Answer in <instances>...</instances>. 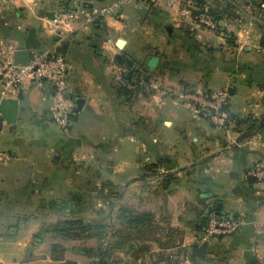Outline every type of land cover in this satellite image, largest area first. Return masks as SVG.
<instances>
[{
  "label": "crops",
  "instance_id": "0c3cea01",
  "mask_svg": "<svg viewBox=\"0 0 264 264\" xmlns=\"http://www.w3.org/2000/svg\"><path fill=\"white\" fill-rule=\"evenodd\" d=\"M113 1L0 0V42L23 48L30 28L53 48L68 41L72 110L76 98L83 101L62 134L48 117V83L25 80L11 98L18 101L16 122L2 119L0 129V151L13 156L0 167V264L84 262L79 241L62 236L73 212L56 200L71 194L74 179L90 174L123 187L170 179L168 219L159 222L152 211L144 233L119 234V264H264V188L247 175L264 161V27L255 25L264 20L263 6L262 14L235 15L230 0H196L218 21L216 31H207L183 18L178 5L131 3L63 39L42 38L59 10ZM157 76L158 92L147 85ZM183 89L226 90L230 115L243 123L217 127L163 93ZM150 166L158 173L147 171ZM211 208L241 225L207 243L199 258L194 243ZM102 236L107 242L110 233ZM180 248L182 254L175 252Z\"/></svg>",
  "mask_w": 264,
  "mask_h": 264
},
{
  "label": "built area",
  "instance_id": "2783aa9c",
  "mask_svg": "<svg viewBox=\"0 0 264 264\" xmlns=\"http://www.w3.org/2000/svg\"><path fill=\"white\" fill-rule=\"evenodd\" d=\"M131 3L145 4L158 8L162 5L180 7V15L188 18L200 28L216 31L218 21L200 9L192 0H114L106 6L80 4L71 9L59 10L44 26L42 38L57 37L59 40L76 30H84L97 21L114 16L125 5ZM16 43L0 42V101L14 98L25 80L35 86L48 83L51 88L52 102L49 109V120L62 134H68L72 126L73 100L69 89V65L66 58L49 47L43 50L31 49L25 66L14 63L13 55L21 50ZM147 85L153 91L162 90L157 79L150 80ZM180 105L190 110L194 116L208 120L213 125L226 128L233 121L228 111L229 94L226 90L202 92L193 89L180 91H163ZM3 120L0 114V129ZM13 156L0 151V167L8 165ZM253 183L264 188V161L256 163L247 173ZM241 223L232 214L218 213L209 209L204 214V222L195 242L198 246L212 240L228 237L235 233Z\"/></svg>",
  "mask_w": 264,
  "mask_h": 264
},
{
  "label": "rangeland",
  "instance_id": "374dc122",
  "mask_svg": "<svg viewBox=\"0 0 264 264\" xmlns=\"http://www.w3.org/2000/svg\"><path fill=\"white\" fill-rule=\"evenodd\" d=\"M258 1L230 0L232 3L230 6L233 9L232 13L236 15L234 12L238 10L240 15L247 12L262 14L257 5ZM232 13L226 11L224 14ZM249 16L251 17V15ZM261 21L263 23H255L257 28L260 26L264 27V20ZM245 22L241 20L239 24H245ZM48 41L50 42V39H44L42 47L39 50L51 47ZM156 79L160 84L163 82L159 76ZM157 171L153 170L151 173L156 174L158 173ZM90 176V178L74 179V188L71 194H64L56 200V207H59V209L70 207L69 209L73 212V214L71 213L66 216L68 220H65V222L73 221L81 223L79 224V228H74L72 231L63 229L64 233H62V236L78 240V245L83 247L82 250L86 260L84 259V262H80L79 264H119L114 254L119 234L123 236L127 235L126 237L132 233L137 235L136 231L128 225V221L124 218L123 214H126L127 211L128 214L137 217L140 215H151L152 211H154L156 214L155 220L160 222L168 219V215H165L163 211L167 207L168 196L170 194V191H168L170 179L154 176L147 181H136V183L133 181L134 185L131 187H123L115 184L114 181L104 180L102 182L92 174ZM104 185H106V190L103 189ZM115 207L120 208L115 211ZM87 227H90V229ZM105 231L110 233L107 242H105L104 236H102ZM163 234L167 235L165 232ZM89 237L91 238L90 242L87 241L90 240L88 239ZM194 245L195 247L198 246L196 242ZM103 251H105V254ZM175 252H181L182 254V248L176 249Z\"/></svg>",
  "mask_w": 264,
  "mask_h": 264
},
{
  "label": "water",
  "instance_id": "95a60500",
  "mask_svg": "<svg viewBox=\"0 0 264 264\" xmlns=\"http://www.w3.org/2000/svg\"><path fill=\"white\" fill-rule=\"evenodd\" d=\"M147 12L146 8H142L140 10V16L142 17ZM53 18L51 15L50 19ZM169 32L170 29L167 28ZM57 40V39H56ZM68 41H62L55 47V52L65 57ZM42 47L41 40L37 37V31L34 28H30L27 32V35L23 42V48L18 50L13 55L14 63L18 66H25L28 62V58L30 55L31 49H39ZM83 101L79 98H76L75 108L72 110L73 113H77L82 108ZM18 110V101L15 99H6L0 101V114L3 120H5L8 124L13 125L16 122ZM206 250V244H202L196 248L195 253L199 258H204Z\"/></svg>",
  "mask_w": 264,
  "mask_h": 264
},
{
  "label": "trees",
  "instance_id": "16d2710c",
  "mask_svg": "<svg viewBox=\"0 0 264 264\" xmlns=\"http://www.w3.org/2000/svg\"><path fill=\"white\" fill-rule=\"evenodd\" d=\"M195 4H196V6L197 7H199L200 9H206L205 8V6H202L199 2H197L196 0H192ZM263 6V9H264V0H259L258 1V7H262ZM204 11V10H203ZM207 14H208V11H207ZM209 15V14H208ZM209 16H211V15H209ZM216 18H214V20H215ZM231 118H232V121H235L236 122V124H240L241 122L243 123V121H240V120H238V119H236V118H234L232 115H231ZM154 166H150V167H146V170L147 171H149V172H151V171H153L154 170ZM212 209H214L215 211H216V209L215 208H212ZM123 216H124V218H126V220L128 221V225H130V227H132L133 228V230H135L136 231V233L138 234V235H141L142 233H144V231H146L147 230V226H150V221H151V215H146V216H144V215H140V216H137V217H135V216H132V215H130V214H128L127 213V211H126V214H123ZM203 222H204V218H203ZM79 224H81V223H77V222H73V221H68V222H64V225H65V230H67V231H72L74 228L75 229H77V228H79ZM203 224V223H202ZM202 227V226H201ZM88 228V227H87ZM86 228V229H87ZM90 228V227H89ZM88 228V229H89ZM153 231L155 232V233H157V230L155 229V228H153ZM99 251H100V249H99ZM103 253L105 254V251H103ZM103 257V256H102Z\"/></svg>",
  "mask_w": 264,
  "mask_h": 264
}]
</instances>
